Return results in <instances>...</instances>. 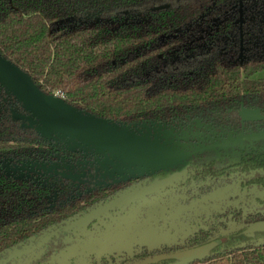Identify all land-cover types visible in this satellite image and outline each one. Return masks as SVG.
I'll return each mask as SVG.
<instances>
[{"label":"trees","instance_id":"obj_1","mask_svg":"<svg viewBox=\"0 0 264 264\" xmlns=\"http://www.w3.org/2000/svg\"><path fill=\"white\" fill-rule=\"evenodd\" d=\"M160 5L167 7L154 9ZM0 55L46 94L61 92L77 111L136 135L134 125L192 119L216 128L264 129V78H250L264 70V0H0ZM243 108L258 110L259 117L242 122ZM28 113L0 82V254L170 169L148 168L129 179L103 175L90 161L95 152L84 156L42 135ZM246 155L238 163L244 169H264V152ZM5 162L70 166L57 169L81 180L37 169L17 177L4 172ZM228 168L211 162L194 176ZM246 182L264 186V173ZM260 202L250 211L220 207L200 218L182 243L143 246L120 260L103 255L90 264H135L215 240L210 254L192 264H264V231H246L264 221Z\"/></svg>","mask_w":264,"mask_h":264},{"label":"rangeland","instance_id":"obj_2","mask_svg":"<svg viewBox=\"0 0 264 264\" xmlns=\"http://www.w3.org/2000/svg\"><path fill=\"white\" fill-rule=\"evenodd\" d=\"M195 60L185 63L192 65ZM251 79L264 78V70L257 71ZM259 117L258 110H241L242 122ZM27 119L36 124L39 131L49 133L54 139L64 142L71 149L83 150L84 156L95 152L94 164L103 167V175H114L129 179L139 175L138 167L99 152L71 137L40 125L31 113ZM35 119V120H34ZM36 122V123H34ZM109 122V121H108ZM113 124L112 122H109ZM128 130L127 127L118 125ZM140 136L146 140L165 145L181 153H194L187 159V165L178 164L165 173H179L170 187L157 188L159 194H143L129 198L141 189V181L131 183L119 192V197L103 205L95 206L73 215L48 230L29 237L24 242L0 254V264H90L103 255H115L118 260L131 256L141 247L147 249L182 243L184 238L200 227V218L218 210L224 205L241 206L245 211L260 207L264 199V186L248 184V178L264 169H240L242 155L253 149L264 150V138L246 140L243 136L261 131L254 126H226L216 128L199 119L187 123L163 122L134 125ZM221 146H214L221 144ZM208 146V147H207ZM207 147L206 149H203ZM213 162L215 166L232 165L215 176L189 180L188 170L201 163ZM79 163V162H78ZM82 161V165L88 164ZM70 169L52 164L5 162V173L17 177L30 171L45 170L59 172ZM182 182V183H180ZM262 208H260L261 210ZM122 256V257H120Z\"/></svg>","mask_w":264,"mask_h":264},{"label":"water","instance_id":"obj_3","mask_svg":"<svg viewBox=\"0 0 264 264\" xmlns=\"http://www.w3.org/2000/svg\"><path fill=\"white\" fill-rule=\"evenodd\" d=\"M165 7L167 5H160L154 9ZM0 82L31 112L36 121L40 120L38 123L41 126L45 125L53 133L55 131L65 134L99 152L126 161L133 166H139L138 168H141L139 172L141 173H144L148 168H170L181 163L187 165V159L194 154L177 152L165 145L139 137L140 135H135L129 130L120 128L117 124H110L109 122L111 121L108 122V120L77 111L61 98L46 94L40 90L27 73L1 55ZM32 121L30 119V124L34 125L36 130L40 132ZM45 136L52 137L50 133ZM243 138L246 140L264 138V131L248 134L243 136ZM222 144L213 145L212 147L221 146ZM182 169L183 167L179 172L171 173V175L165 174L163 177L156 178L146 185L144 183V186L129 196V198L150 194L156 191L157 188L165 187ZM56 173L67 179L79 180L75 175L66 172ZM246 231L250 233L264 231V221L252 224ZM217 244L218 241H212L135 264H151L164 259H172L173 261L169 264H192L195 261L204 260Z\"/></svg>","mask_w":264,"mask_h":264},{"label":"flooded vegetation","instance_id":"obj_4","mask_svg":"<svg viewBox=\"0 0 264 264\" xmlns=\"http://www.w3.org/2000/svg\"><path fill=\"white\" fill-rule=\"evenodd\" d=\"M256 119V118H255ZM250 120H254V119H250ZM258 130L259 131H264V129H260V128H258ZM136 135V134H135ZM205 149H206V147H205ZM264 152V150L263 149H251V150H249L248 152H246L245 153V155H242L241 157H246L247 155L246 154H248V153H252V152H254V153H256V152ZM240 157V158H241ZM240 162V160L238 161V162H236V163H234V164H232V165H235V164H238ZM207 163H211V162H207ZM207 163H201L200 165H197L194 169H192V170H188L189 172H188V177H189V180H198V179H204V178H201V177H197V176H199V175H197V176H194V175H196V171L198 170H201L203 167H204V165L205 164H207ZM213 163V162H212ZM213 165H214V168H217V169H219V168H227V167H231L230 165H228V166H219V167H217V166H215V164L213 163ZM240 165V164H239ZM240 169H242V170H244V168L242 167V165H240ZM228 168V169H229ZM258 169H262V168H258ZM247 170H250V169H247ZM253 170H256V169H253ZM59 172H61V171H59ZM182 171H180V173H181ZM208 176H213V175H208ZM77 178H79L78 176H76ZM163 177V176H162ZM196 177V178H195ZM207 177V176H206ZM79 180H81V178H79ZM173 182H175V180L173 179V180H171V182L168 184V185H166L164 188H167V187H170L171 186V184H173ZM146 183H149V182H146ZM180 183H182V182H180ZM256 185H258V184H256ZM261 186V185H260ZM155 192V191H154ZM215 241H217V240H215ZM196 247V246H195ZM192 248V247H191ZM185 249H188V248H185ZM182 250H184V249H182ZM172 253H174V252H172ZM173 260L171 259V262H172ZM170 263V262H169ZM168 263V264H169Z\"/></svg>","mask_w":264,"mask_h":264},{"label":"built area","instance_id":"obj_5","mask_svg":"<svg viewBox=\"0 0 264 264\" xmlns=\"http://www.w3.org/2000/svg\"><path fill=\"white\" fill-rule=\"evenodd\" d=\"M55 96L59 97V98H64V96H63V94L61 92H56Z\"/></svg>","mask_w":264,"mask_h":264}]
</instances>
